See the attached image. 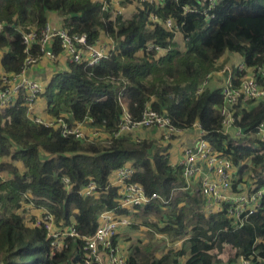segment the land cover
I'll return each mask as SVG.
<instances>
[{
    "label": "trees",
    "instance_id": "trees-1",
    "mask_svg": "<svg viewBox=\"0 0 264 264\" xmlns=\"http://www.w3.org/2000/svg\"><path fill=\"white\" fill-rule=\"evenodd\" d=\"M195 3L178 0L164 5L162 16L172 15L183 23L181 34L173 36L162 25L152 28L139 8L125 17L126 10L114 16L92 0H0V66L7 73H17L23 66L20 30L41 29L49 12L62 19V28L71 37L85 34L91 43L103 33L115 42L108 59L91 67L69 63L67 70L51 76L41 93L52 117L68 113L71 122L90 115L94 119L90 124L102 127L110 138L63 137L59 129L29 120L22 91L14 103L0 108V172L8 174L0 176V264H67L81 241L53 254L45 231L24 221L23 206L32 202L44 207L58 223L74 219L78 232L89 235L97 227L99 212L118 205L120 195L110 180L126 163L134 168L133 181L167 201L137 207L129 217L136 219V227L145 226L169 243L159 255L134 241L127 264H231L241 254H253V262L264 256V197L251 220L234 228L222 213L204 214L202 196L183 189L184 179L168 164L167 145L114 136L123 113L120 97L133 120L151 108L178 128H192L198 122L208 142L236 167L233 190L240 189L243 176L255 189L264 184V141L224 133L221 89L209 87L226 63L243 60L247 66L264 68V0H219L209 20L199 12H182L183 5ZM149 43L165 50L147 51ZM61 48L58 41L53 43L56 55ZM207 74V83L196 94ZM234 109L240 126L254 129L264 121L262 103L246 100ZM13 161H21V168ZM62 176L69 178L70 188H65ZM89 179L99 192L82 196L79 190ZM116 213L128 215L125 208Z\"/></svg>",
    "mask_w": 264,
    "mask_h": 264
},
{
    "label": "built area",
    "instance_id": "built-area-1",
    "mask_svg": "<svg viewBox=\"0 0 264 264\" xmlns=\"http://www.w3.org/2000/svg\"><path fill=\"white\" fill-rule=\"evenodd\" d=\"M178 0H100L102 10H110L114 16L124 13V6L131 5L132 11L137 8L143 10L147 15L148 24L154 28L157 24L169 30L173 36L181 34L182 22L172 15L162 16L161 10L167 2ZM219 0H195L196 6L183 5L182 12L202 13L206 20L213 17L211 10ZM117 7L111 10L113 5ZM112 5V7H111ZM1 27V24H0ZM22 42L24 43L25 58L21 70L17 73L3 72L0 75V108L7 107L15 102L18 94L22 91L23 105L29 120L43 124L47 127L59 129L61 136L73 137L84 141H96L110 138V134L102 127L93 126V117L86 115L82 120L72 119L68 121L70 114L64 113L51 119L40 118L33 113L36 99L43 92V87L38 80L27 75V70L37 64L40 59L54 60L56 53L53 43L58 41L61 51L68 63L83 62L87 66H94L102 60L108 59L115 48L112 38L100 37L89 43L85 34L71 37L64 28H52L49 23L39 29H21ZM186 39V38H185ZM34 44L37 46L34 48ZM35 53H31V49ZM146 50L162 51L165 48L155 43H149ZM218 72L220 73L221 94L223 98L220 107L222 131L230 133L236 138H256L264 141V121L254 129L240 126L239 115H235V106L246 100H253L264 105V68L262 66H247L245 61L240 60L235 64L226 63ZM209 74L206 75L202 86L196 89L199 94L202 87L207 83ZM118 104L122 107V117L118 123V130L114 136L132 135L136 128L159 127L162 129V139L169 141L187 128H178L171 124L169 117L160 114L151 108H146L140 118L133 120L127 110L126 104L118 98ZM192 128L197 129V140L187 145L182 150V158L177 167L181 177L185 181L183 189L197 192L202 196L203 211L206 215L222 213L234 228H239L251 220V216L257 212L264 197V184L258 188L251 185V179L245 178L238 183L239 190H233V183L237 178V170L231 159L217 151L205 138V132L198 122H194ZM134 140L140 141L136 136ZM134 168L129 164L117 167L112 174L110 185L117 188L120 201L111 209L100 211L98 224L94 232L89 235H81L73 219L68 224L58 223L49 210L41 206H35L32 202L27 204L39 209V214H25L24 221L32 227H38L45 231L50 251L62 252L69 248L71 242L80 240L81 243L73 248L67 264H127L126 257L121 253L116 236L123 226L131 224L126 214H118L116 210L125 208L135 211L137 207L149 204L152 201L162 200V197L153 192L148 194L144 187L133 181ZM65 188H70V180L62 176ZM251 180V181H250ZM244 186V187H243ZM243 187V188H242ZM99 186L93 179H89L79 192L82 196H91L99 192ZM27 198V195H25ZM257 253L255 250L254 254ZM75 256H78L76 259ZM254 255L245 257L242 254L231 264H264V256H258L256 261Z\"/></svg>",
    "mask_w": 264,
    "mask_h": 264
},
{
    "label": "crops",
    "instance_id": "crops-1",
    "mask_svg": "<svg viewBox=\"0 0 264 264\" xmlns=\"http://www.w3.org/2000/svg\"><path fill=\"white\" fill-rule=\"evenodd\" d=\"M92 1L100 2V0H92ZM127 6H124L123 11H125L127 9L131 12L133 7L131 5H127ZM111 7H112V5H111ZM116 7H117V5L114 4L111 10L115 11ZM47 23H49L52 28H62V19L55 12H49L48 13ZM100 38L106 39L107 37L103 33H101ZM239 61L240 60H238L236 62H239ZM68 64L69 63H68L66 57L62 53L56 55V58L54 60L42 58L39 60V62L37 64L31 66L27 70V75L31 78H35L36 80H38L40 82V84L42 85L43 90H44L46 85L50 81L51 76L55 73H61L65 70H67ZM3 72H5V71L0 66V75ZM215 74H216L215 77H217V80L216 81H213V80L209 81V87H212V88L213 87H219L220 80H221L220 76H219L220 73L216 72ZM33 113L35 115L39 116L40 118H44V119H51L52 118L51 114L48 111L45 98L43 97V95L41 96V94L35 101ZM131 133L133 135L132 137L136 136L140 139L155 140L158 143H160V145H162V146L167 145L168 148L166 150V154L168 155V164L175 166V167H177L179 165V162L182 158L183 148L187 145L193 144L197 140V129L196 128L184 129L183 131H181L180 133H178L177 135L172 137V139L169 141L162 139V129L159 127H156V126L151 127V128H136V129L132 130ZM5 159L11 161L8 157H5ZM0 161H1V158H0ZM13 163L16 164L17 166H19L20 168L22 166L21 161H13ZM0 176L2 178H7L8 174H7V172L6 173L0 172ZM243 177H244V180H245V178H247L246 176H243ZM187 191H189V193L191 192L190 190H187ZM190 194L194 195L192 192ZM202 208H203V206H202ZM22 210H24L26 212V214H32V215L39 214V209L34 208L29 204H25L23 206ZM127 212H128L127 216L129 217V214L132 213L133 211L131 212L130 210H127ZM129 219L131 220V223H132V219L130 217H129ZM130 225L121 227L118 231V235L116 236V243L118 244L121 253L125 257L127 256V251H128L129 245L132 242H134L131 240L125 241V237H129L130 234H128V233L131 232V229H129ZM161 237L164 238L165 241H168L165 236L161 235ZM126 259H127V257H126Z\"/></svg>",
    "mask_w": 264,
    "mask_h": 264
},
{
    "label": "rangeland",
    "instance_id": "rangeland-1",
    "mask_svg": "<svg viewBox=\"0 0 264 264\" xmlns=\"http://www.w3.org/2000/svg\"><path fill=\"white\" fill-rule=\"evenodd\" d=\"M131 13H132V11L130 12L129 10L126 9L124 16L126 17V16L130 15ZM194 193H197V192H194ZM202 212L204 213L203 210H202ZM132 222H133V224L129 228V229H131V232L128 233L130 235H129V237H125V241L140 240L142 242V244L149 246V249H148L149 251H152L153 253L159 254V255L165 251L164 245L169 244V243L163 241L164 238H162L156 232H152L153 235H151L145 226L140 225V226L136 227L137 221L135 218L132 219ZM138 222H139V220H138ZM180 241L181 240L176 241L174 246L176 247L178 244H180Z\"/></svg>",
    "mask_w": 264,
    "mask_h": 264
}]
</instances>
